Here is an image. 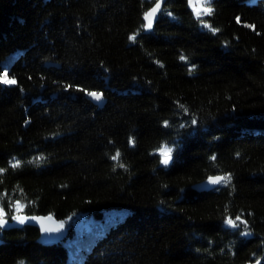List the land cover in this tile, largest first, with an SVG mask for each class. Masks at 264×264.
Wrapping results in <instances>:
<instances>
[{"label": "trees", "instance_id": "16d2710c", "mask_svg": "<svg viewBox=\"0 0 264 264\" xmlns=\"http://www.w3.org/2000/svg\"><path fill=\"white\" fill-rule=\"evenodd\" d=\"M157 2L0 0V209L68 230L0 264H264V0Z\"/></svg>", "mask_w": 264, "mask_h": 264}, {"label": "water", "instance_id": "95a60500", "mask_svg": "<svg viewBox=\"0 0 264 264\" xmlns=\"http://www.w3.org/2000/svg\"><path fill=\"white\" fill-rule=\"evenodd\" d=\"M167 0H158L160 3V7L157 9L153 17H149L148 20H146V32L149 33L153 30L154 26L159 20V17L165 7ZM155 7V5H154ZM150 11V10H149ZM149 20L151 21V27H148ZM91 100L99 106H103L106 103V99L104 96L100 101H96L92 97L89 96ZM217 177V176H213ZM211 178V177H210ZM210 178L200 182L196 189L199 192H208L211 190L216 189L219 184H214L210 181ZM18 217H23L24 218V223H20L18 219H15L14 221H9L5 218L7 223L3 226L0 227V231H10L14 229H20L25 226H33L36 227L40 230V237H39V242L45 246H51L55 245L58 243H61L62 241L66 240L68 237V230L67 228L61 223L60 219L53 215V214H40V215H34V216H29V215H20ZM3 241L0 240V244ZM248 264H254V263H248Z\"/></svg>", "mask_w": 264, "mask_h": 264}, {"label": "snow or ice", "instance_id": "6c2138e0", "mask_svg": "<svg viewBox=\"0 0 264 264\" xmlns=\"http://www.w3.org/2000/svg\"><path fill=\"white\" fill-rule=\"evenodd\" d=\"M197 2L201 3L202 5H204V11L201 12L199 10L194 9L195 14L197 16V18H199L201 15H211L212 14V9H211V4H212V0H197ZM189 5L193 4V0H188ZM160 7V3L157 2L155 4V7H153L149 12L145 13V19L148 20L149 17H153L155 12L157 11V9ZM239 20V18H237ZM248 27H252L254 29V26L252 25H246ZM148 27H151V21L149 20V24ZM205 27H209L211 29L210 25H205ZM212 31H218V29H211ZM130 39H135V37H130ZM181 59H183V57H181ZM7 70H4V73L2 76H0V83H5V84H15L16 81L14 79H7ZM87 95H89L90 97H92L93 99H95L96 101H100L103 97V93H98V92H88ZM183 107V106H181ZM193 124L196 123L195 120L192 121ZM165 126H167V123L165 122ZM130 143H132V141L130 140ZM170 153H171V149H167L166 152H162L163 155L166 156V158L161 161L162 163H164L165 165H167L169 163V160L171 159L170 157ZM120 157V153L119 151L116 152V154L112 157L113 160H118ZM213 159H215V157H213ZM17 164H14L13 167H17ZM120 167H123L124 165L121 163L119 165ZM4 171L3 169H0V172ZM210 181L214 184H219L221 182L227 183L230 181V177L229 176H217V177H211ZM5 215L3 209H0V227H3L7 222L5 220H3V216ZM14 219H18L19 222L22 224L24 223V218L23 217H13ZM236 220H240V217H236ZM226 224L231 225L232 227H237L238 225L235 223L234 220H232L231 218L227 219L225 221ZM241 223H246V221H241ZM250 233H248L247 231L243 232L242 235H249Z\"/></svg>", "mask_w": 264, "mask_h": 264}, {"label": "rangeland", "instance_id": "374dc122", "mask_svg": "<svg viewBox=\"0 0 264 264\" xmlns=\"http://www.w3.org/2000/svg\"><path fill=\"white\" fill-rule=\"evenodd\" d=\"M255 2L257 1V0H254ZM193 3L194 4H196V5H194V8L195 9H197V10H203L204 8L202 7V4L201 3H199V2H197V0H196V3H195V1H193ZM7 78V77H6ZM8 79V78H7ZM168 149V148H167ZM167 149H165L164 150V152H166L167 151ZM164 157L166 158V156L164 155Z\"/></svg>", "mask_w": 264, "mask_h": 264}, {"label": "bare ground", "instance_id": "6f19581e", "mask_svg": "<svg viewBox=\"0 0 264 264\" xmlns=\"http://www.w3.org/2000/svg\"><path fill=\"white\" fill-rule=\"evenodd\" d=\"M96 106V105H95Z\"/></svg>", "mask_w": 264, "mask_h": 264}]
</instances>
